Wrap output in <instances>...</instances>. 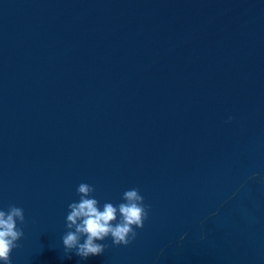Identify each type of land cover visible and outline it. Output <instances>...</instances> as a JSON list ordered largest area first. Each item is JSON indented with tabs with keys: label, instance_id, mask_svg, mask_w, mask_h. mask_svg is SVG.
<instances>
[{
	"label": "water",
	"instance_id": "water-1",
	"mask_svg": "<svg viewBox=\"0 0 264 264\" xmlns=\"http://www.w3.org/2000/svg\"><path fill=\"white\" fill-rule=\"evenodd\" d=\"M80 183L148 212L86 262L62 243ZM10 205L11 264H264V0H0Z\"/></svg>",
	"mask_w": 264,
	"mask_h": 264
},
{
	"label": "clouds",
	"instance_id": "clouds-1",
	"mask_svg": "<svg viewBox=\"0 0 264 264\" xmlns=\"http://www.w3.org/2000/svg\"><path fill=\"white\" fill-rule=\"evenodd\" d=\"M94 192L91 185L80 183L77 187L79 202L68 205V231L62 237V243L65 256L69 259L75 254L86 262L90 257L102 255L106 246L97 241H105L109 237L115 245L127 246L137 235L134 228L142 229L148 217L144 198L138 189L126 190L123 194L125 202L118 207L106 202L102 210L99 201L93 198ZM18 222L25 224L22 208L10 205L7 211L0 210V261L3 264H11V253L24 237Z\"/></svg>",
	"mask_w": 264,
	"mask_h": 264
}]
</instances>
